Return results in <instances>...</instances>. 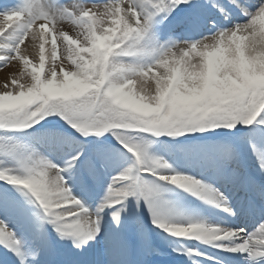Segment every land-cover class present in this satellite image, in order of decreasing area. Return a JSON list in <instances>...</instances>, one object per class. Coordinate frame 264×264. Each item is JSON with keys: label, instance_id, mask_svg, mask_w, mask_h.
I'll use <instances>...</instances> for the list:
<instances>
[{"label": "snow or ice", "instance_id": "6c2138e0", "mask_svg": "<svg viewBox=\"0 0 264 264\" xmlns=\"http://www.w3.org/2000/svg\"><path fill=\"white\" fill-rule=\"evenodd\" d=\"M6 66L5 264H264V0H0Z\"/></svg>", "mask_w": 264, "mask_h": 264}, {"label": "bare ground", "instance_id": "6f19581e", "mask_svg": "<svg viewBox=\"0 0 264 264\" xmlns=\"http://www.w3.org/2000/svg\"><path fill=\"white\" fill-rule=\"evenodd\" d=\"M11 71V68L10 66H6L5 68L3 69H0V78H2L3 74L4 73H9ZM146 211V209H145ZM212 217V220L215 221L218 217L216 216H211ZM150 222V221H149ZM64 242H61V244H63ZM5 250L0 248V254H2ZM161 252L164 253L165 255H161ZM160 253L158 254H154L152 255V257L150 258V261L153 263V264H179L180 260L179 259H173V258H170V256H176L175 253H171V250L169 249V251L167 250H164V251H161ZM225 255H235V254H225ZM167 256V257H166ZM169 256V257H168ZM145 259V256H141L139 258L140 260V264H143L142 261ZM155 263H154V262ZM0 264H5V261L4 260H0Z\"/></svg>", "mask_w": 264, "mask_h": 264}, {"label": "rangeland", "instance_id": "374dc122", "mask_svg": "<svg viewBox=\"0 0 264 264\" xmlns=\"http://www.w3.org/2000/svg\"><path fill=\"white\" fill-rule=\"evenodd\" d=\"M210 217L211 216H208L207 218L208 219H210ZM242 226V225H241ZM243 227V226H242ZM247 230H249V231H251L252 229H251V224L248 226V229ZM157 241L159 242V243H161V241L157 238ZM66 242H64L63 244H65ZM67 243H70V242H67ZM162 244V243H161ZM166 248V247H165Z\"/></svg>", "mask_w": 264, "mask_h": 264}]
</instances>
